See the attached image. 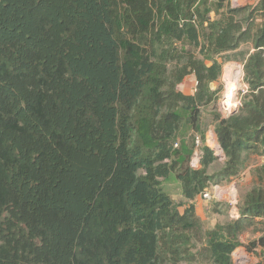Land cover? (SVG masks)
I'll return each instance as SVG.
<instances>
[{
	"label": "trees",
	"instance_id": "trees-1",
	"mask_svg": "<svg viewBox=\"0 0 264 264\" xmlns=\"http://www.w3.org/2000/svg\"><path fill=\"white\" fill-rule=\"evenodd\" d=\"M224 1L0 0V264H234L238 247L264 264V161L209 229L161 186L173 174L192 201L264 158V0ZM230 61L246 90L212 112L210 175L201 107Z\"/></svg>",
	"mask_w": 264,
	"mask_h": 264
},
{
	"label": "rangeland",
	"instance_id": "rangeland-1",
	"mask_svg": "<svg viewBox=\"0 0 264 264\" xmlns=\"http://www.w3.org/2000/svg\"><path fill=\"white\" fill-rule=\"evenodd\" d=\"M218 1L221 0H207V7H216ZM229 2L232 7L245 5L249 3H253L255 0H225V2ZM225 9L218 10L217 14H215L214 10L208 12L207 17L211 20H216L219 18L222 12ZM165 41V39H164ZM164 41H161V44H158V49L162 50V47L166 44H162ZM177 46H182L184 43H177ZM161 47V48H160ZM218 60H220L218 58ZM210 61H206V64H209ZM231 66V67H230ZM225 72V74H224ZM236 74L239 79L240 85L238 87H233L228 82V74ZM227 80H226V78ZM196 86V85H195ZM212 90H217L216 99L214 103L209 105H205L201 107V128L205 132V144L210 146L213 150L214 154L217 156V160L208 168V174H213L219 170L224 162L223 153H219L218 150L212 148L217 142L215 134L213 132V120H212V112L215 110L220 113L223 117L229 116L235 109L240 106V95L242 92L246 90V85L243 82V72L242 65L238 62L230 61L226 62L222 66L221 75L217 81L212 82L210 84ZM179 89V88H178ZM228 90H232L231 94L233 96V101L231 102L233 106L227 110V106L223 104L225 100V96L228 95ZM183 92V91H182ZM226 94V95H224ZM229 104V103H228ZM186 131V130H185ZM186 137H191L192 132L187 131L184 133ZM198 139V137H197ZM199 140V139H198ZM200 142V141H199ZM200 143L194 148V152L190 159V164L193 167H199V159H200ZM199 158V159H198ZM197 160V161H196ZM196 161V162H195ZM264 161V158L261 156H251L246 163L245 168L241 172L238 177L227 181L219 183L220 194L222 198L218 199L217 197L211 198L210 200H205L204 198L197 195L194 200L191 202L185 201L181 195V189L179 182L176 180L175 176L172 174L167 179H163L161 181L162 189L167 192L170 197L176 202L182 205L186 203H192L195 207V213L200 217L203 222V227L205 229L212 228L216 223L225 222L228 219H232L229 214V200H232L234 197L237 199V203L240 198L251 188L253 185V170L256 166L260 165ZM216 185L214 182H211L207 187V190L210 194L213 192V187ZM233 185V187L231 186ZM218 204L217 209L218 212H213V206ZM181 210L182 207H179ZM252 235L250 233H244L241 235V240L244 244L248 243L252 240ZM254 252V253H253ZM247 252L244 247H238L232 253V259L234 264H251L258 260V256L256 255L257 251ZM186 264V263H181Z\"/></svg>",
	"mask_w": 264,
	"mask_h": 264
},
{
	"label": "built area",
	"instance_id": "built-area-1",
	"mask_svg": "<svg viewBox=\"0 0 264 264\" xmlns=\"http://www.w3.org/2000/svg\"><path fill=\"white\" fill-rule=\"evenodd\" d=\"M199 143H200L199 140L196 138V146L197 147H198ZM174 146H177V143H175ZM212 148L215 150H218L219 153H222V150H221L219 144L216 143L215 145L212 146ZM231 186L233 187V185H231ZM220 189L221 188L219 187V185H214L213 192L211 194L208 190H204L203 192L200 193V197L204 198L205 200H210L211 198H214V197L221 199L222 196L220 194ZM229 205H230V209H229L230 217L231 218H237L238 217L237 199L234 197L232 200H229Z\"/></svg>",
	"mask_w": 264,
	"mask_h": 264
},
{
	"label": "crops",
	"instance_id": "crops-1",
	"mask_svg": "<svg viewBox=\"0 0 264 264\" xmlns=\"http://www.w3.org/2000/svg\"><path fill=\"white\" fill-rule=\"evenodd\" d=\"M195 85H196V79H195V76L193 74H189L187 75L184 80L178 85V88L180 91H183V93L185 94H192L195 90ZM214 132V131H213ZM199 159V158H198ZM191 202V201H189ZM247 233V232H246ZM250 233V232H248ZM252 238L255 239L257 238L260 234L259 233H255V234H252ZM241 239V237H240ZM242 241V240H241ZM257 252H259V249H256ZM258 261V260H257ZM256 261V262H257ZM255 263V262H253Z\"/></svg>",
	"mask_w": 264,
	"mask_h": 264
},
{
	"label": "bare ground",
	"instance_id": "bare-ground-1",
	"mask_svg": "<svg viewBox=\"0 0 264 264\" xmlns=\"http://www.w3.org/2000/svg\"><path fill=\"white\" fill-rule=\"evenodd\" d=\"M224 74H225V72H224ZM226 80H227V78H226ZM228 82L233 87H238L240 85L238 76L235 73L234 74H230V73L228 74ZM231 91L232 90H228V92H227L228 95L225 96V98H224L225 100L223 101V104L225 106H227V110H229V108H231V106H233V104L231 102L233 101L234 98L231 94ZM224 95H226V94H224Z\"/></svg>",
	"mask_w": 264,
	"mask_h": 264
},
{
	"label": "water",
	"instance_id": "water-1",
	"mask_svg": "<svg viewBox=\"0 0 264 264\" xmlns=\"http://www.w3.org/2000/svg\"><path fill=\"white\" fill-rule=\"evenodd\" d=\"M235 111H236V109H235L232 113H234ZM232 113H231V114H232Z\"/></svg>",
	"mask_w": 264,
	"mask_h": 264
}]
</instances>
